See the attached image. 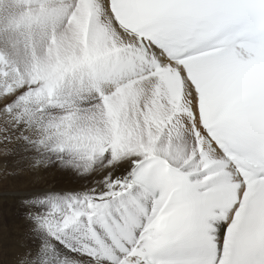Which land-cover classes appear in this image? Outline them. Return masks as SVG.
Here are the masks:
<instances>
[{
  "label": "snow or ice",
  "instance_id": "1",
  "mask_svg": "<svg viewBox=\"0 0 264 264\" xmlns=\"http://www.w3.org/2000/svg\"><path fill=\"white\" fill-rule=\"evenodd\" d=\"M13 5L4 176L68 178L18 199L13 264H264V0Z\"/></svg>",
  "mask_w": 264,
  "mask_h": 264
},
{
  "label": "bare ground",
  "instance_id": "2",
  "mask_svg": "<svg viewBox=\"0 0 264 264\" xmlns=\"http://www.w3.org/2000/svg\"><path fill=\"white\" fill-rule=\"evenodd\" d=\"M28 163L18 157H10L7 162L8 169L24 171L17 176H0V264H13L23 236L24 224L16 207L20 196L38 188L68 182L67 177L56 174H33L28 171ZM0 168L4 171V157L0 158Z\"/></svg>",
  "mask_w": 264,
  "mask_h": 264
},
{
  "label": "rangeland",
  "instance_id": "3",
  "mask_svg": "<svg viewBox=\"0 0 264 264\" xmlns=\"http://www.w3.org/2000/svg\"><path fill=\"white\" fill-rule=\"evenodd\" d=\"M16 11V8L13 5V0H5V3L2 8H0V21H6L7 17L14 13ZM3 155H0V158H2ZM4 174L3 169L0 168V176Z\"/></svg>",
  "mask_w": 264,
  "mask_h": 264
}]
</instances>
